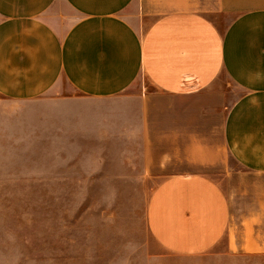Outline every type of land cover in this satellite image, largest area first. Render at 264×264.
<instances>
[{
  "label": "crops",
  "instance_id": "0c3cea01",
  "mask_svg": "<svg viewBox=\"0 0 264 264\" xmlns=\"http://www.w3.org/2000/svg\"><path fill=\"white\" fill-rule=\"evenodd\" d=\"M222 75L242 90L222 126L224 147L264 174V0H0V95L25 104L68 84L91 101L70 100L79 131L125 115L124 130L139 135L132 98L119 96L140 77L161 94L194 98L221 93ZM151 194L148 226L166 251L237 245L228 195L207 174H169ZM251 226L240 247L263 253Z\"/></svg>",
  "mask_w": 264,
  "mask_h": 264
},
{
  "label": "rangeland",
  "instance_id": "374dc122",
  "mask_svg": "<svg viewBox=\"0 0 264 264\" xmlns=\"http://www.w3.org/2000/svg\"><path fill=\"white\" fill-rule=\"evenodd\" d=\"M220 80L212 98H174L140 77L119 96L134 102L132 138L125 115L79 131L70 100L91 101L68 84L25 104L0 95V264H264V252L240 247L247 219L264 238V174L224 147L228 110L242 90L227 75ZM197 171L227 193L237 245L224 238L181 256L156 242L147 207L167 175Z\"/></svg>",
  "mask_w": 264,
  "mask_h": 264
}]
</instances>
